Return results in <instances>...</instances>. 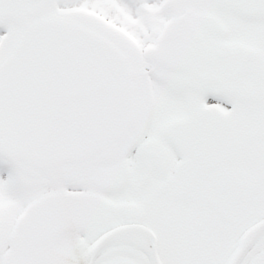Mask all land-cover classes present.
<instances>
[{"label": "snow or ice", "instance_id": "1", "mask_svg": "<svg viewBox=\"0 0 264 264\" xmlns=\"http://www.w3.org/2000/svg\"><path fill=\"white\" fill-rule=\"evenodd\" d=\"M0 264H264V0H0Z\"/></svg>", "mask_w": 264, "mask_h": 264}]
</instances>
